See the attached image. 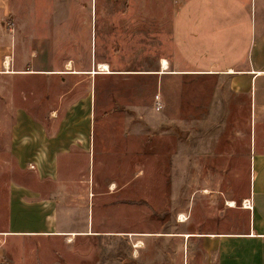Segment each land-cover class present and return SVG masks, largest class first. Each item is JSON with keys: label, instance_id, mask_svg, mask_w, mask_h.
Segmentation results:
<instances>
[{"label": "rangeland", "instance_id": "obj_1", "mask_svg": "<svg viewBox=\"0 0 264 264\" xmlns=\"http://www.w3.org/2000/svg\"><path fill=\"white\" fill-rule=\"evenodd\" d=\"M169 3L0 0L2 59L11 71L40 72L1 74L0 63V264L207 263L196 238L169 234L218 229L226 200L238 207L247 195L264 158V78L253 106L248 81L177 72L191 65L170 62ZM68 63L82 73L54 74ZM98 63L111 73L90 74ZM16 110L46 124L59 150L93 145L92 168L83 174L77 154V172H60L68 180L56 235L10 233L11 203L25 207L35 185L34 170L16 158ZM180 214L191 222L179 224Z\"/></svg>", "mask_w": 264, "mask_h": 264}, {"label": "crops", "instance_id": "obj_2", "mask_svg": "<svg viewBox=\"0 0 264 264\" xmlns=\"http://www.w3.org/2000/svg\"><path fill=\"white\" fill-rule=\"evenodd\" d=\"M168 10L172 15L171 36L175 42L170 62L191 65L187 70L179 69L177 72L206 76L225 74L248 81L254 106L255 81L264 78V0H170ZM2 57L0 55V63L5 71L1 74L40 73L34 70L11 71L9 57L4 60ZM196 62L201 64L196 65ZM97 68L101 70L99 66ZM93 70L89 73L95 74L92 73ZM54 72L61 75L82 73L72 68L68 72ZM97 73L104 74L103 71ZM18 112L19 110H16L12 126V136L14 133L17 134L15 154L18 163L23 166L27 163L28 168L34 170L35 185L26 188L31 199L26 202L25 207H18L16 201L11 203L9 225L13 230L10 233L56 235L62 232L57 231L60 224L58 193L66 188L64 182L68 180L64 179L60 172L70 167L77 172L73 166V161L78 159L77 154L85 157L83 174L85 170L87 172L88 168H92L93 145L91 150L88 148H81L77 152V149L59 150L61 147L57 137L52 139V136L46 135V124L30 118L26 113L20 115ZM20 121L24 122L23 126ZM38 134L42 135L43 141H40L42 138L38 137ZM48 138H51V141L47 142ZM91 139L93 144V128ZM25 140L28 141L27 145L20 147V144H25ZM52 141L54 147L50 148ZM24 146L28 151V157L21 151L25 150ZM53 150L57 152H54L51 160L52 157L49 158L46 151ZM257 159L248 193L241 200L242 204L243 199H250L252 203L250 209L241 204L238 207L225 204L224 213L220 214L218 229L203 228L175 232L189 233L191 236L187 239L196 238L200 242L203 257L207 262L205 264H264V158ZM53 161L55 167L52 166ZM42 172L50 174L42 179L39 175ZM48 184L50 189H47ZM39 187L42 191H51L56 195L42 196ZM186 222L189 224L191 218Z\"/></svg>", "mask_w": 264, "mask_h": 264}, {"label": "bare ground", "instance_id": "obj_3", "mask_svg": "<svg viewBox=\"0 0 264 264\" xmlns=\"http://www.w3.org/2000/svg\"><path fill=\"white\" fill-rule=\"evenodd\" d=\"M5 66L6 67L8 66L7 61L5 62ZM98 66H99V69H101V70H99V72H102V71L104 73L111 72L109 66L106 63H99ZM67 68L71 69V65L68 64ZM167 69H168L167 61L165 59H161V71L159 73H164V72H166ZM229 71H231V70H229ZM92 73H96V71L93 70ZM258 73L261 74L260 72H258ZM113 187H114V184H112L111 188H113ZM226 204L228 206H230V207H235L236 206V204H235V202L233 200H227ZM177 221L184 222V221H186V217L184 215L180 214L178 219H177ZM89 233H91V232H89ZM76 234H77L76 232L69 233V235H73V236L76 235ZM132 234H134V233H130V235H132ZM169 235H182L185 238H188L189 236H191V234H189V233H184V234H175V233L171 234L170 233ZM141 244H142L141 241H137V243L134 244V247L135 248L140 247Z\"/></svg>", "mask_w": 264, "mask_h": 264}, {"label": "built area", "instance_id": "obj_4", "mask_svg": "<svg viewBox=\"0 0 264 264\" xmlns=\"http://www.w3.org/2000/svg\"><path fill=\"white\" fill-rule=\"evenodd\" d=\"M241 206L250 209L252 207V203L250 199H243Z\"/></svg>", "mask_w": 264, "mask_h": 264}]
</instances>
